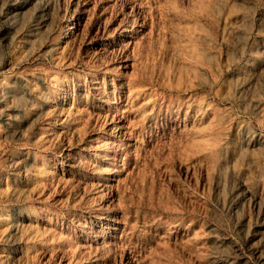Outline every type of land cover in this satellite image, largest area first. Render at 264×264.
Listing matches in <instances>:
<instances>
[{"label": "rangeland", "instance_id": "obj_1", "mask_svg": "<svg viewBox=\"0 0 264 264\" xmlns=\"http://www.w3.org/2000/svg\"><path fill=\"white\" fill-rule=\"evenodd\" d=\"M0 264H264V0H0Z\"/></svg>", "mask_w": 264, "mask_h": 264}]
</instances>
